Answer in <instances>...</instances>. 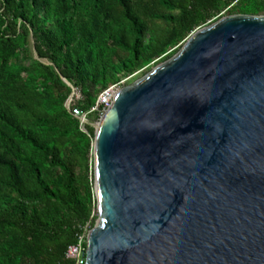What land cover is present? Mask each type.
I'll return each mask as SVG.
<instances>
[{
  "label": "water",
  "instance_id": "water-1",
  "mask_svg": "<svg viewBox=\"0 0 264 264\" xmlns=\"http://www.w3.org/2000/svg\"><path fill=\"white\" fill-rule=\"evenodd\" d=\"M91 125L83 264H264V15L196 29Z\"/></svg>",
  "mask_w": 264,
  "mask_h": 264
},
{
  "label": "trees",
  "instance_id": "trees-1",
  "mask_svg": "<svg viewBox=\"0 0 264 264\" xmlns=\"http://www.w3.org/2000/svg\"><path fill=\"white\" fill-rule=\"evenodd\" d=\"M223 10L261 15L264 0H0V264H77L66 253L80 235L85 260L99 115L83 130L62 78L87 111Z\"/></svg>",
  "mask_w": 264,
  "mask_h": 264
},
{
  "label": "built area",
  "instance_id": "built-area-1",
  "mask_svg": "<svg viewBox=\"0 0 264 264\" xmlns=\"http://www.w3.org/2000/svg\"><path fill=\"white\" fill-rule=\"evenodd\" d=\"M118 84H113L103 90L100 91V93L96 97V101L93 106L89 108L87 111H82L79 109L78 106H76V102L81 99V93L80 90L73 85H70L71 92L67 99L65 100V106L67 110L70 112V114L76 118L79 119L80 127L84 130V124L88 123V115L92 112H95L96 114H100V118L112 102V99L116 92L119 90L117 88ZM83 242V235H80L78 237V241L76 244H72L68 246L66 256L73 258L76 260L77 264H83V253L84 249L82 247Z\"/></svg>",
  "mask_w": 264,
  "mask_h": 264
},
{
  "label": "rangeland",
  "instance_id": "rangeland-1",
  "mask_svg": "<svg viewBox=\"0 0 264 264\" xmlns=\"http://www.w3.org/2000/svg\"><path fill=\"white\" fill-rule=\"evenodd\" d=\"M227 15V12L225 11V10H223V11H221L220 12V14L218 15V17L217 18H214V19H212L210 22H208V24L209 23H212V22H214L215 20H217V19H219L220 17H223V16H226ZM261 15H264V14H261ZM202 26H204V25H202ZM201 27V26H200ZM199 28V27H198ZM192 33V32H191ZM190 33V34H191ZM189 34V35H190ZM30 50H31V54L33 55V57H34V50H33V47H32V44L30 45ZM156 64H158L157 62H152V63H150L149 65H147L146 66V69H148V71L150 70V69H152ZM145 70V69H144ZM147 71V72H148ZM143 72V71H142ZM145 74V73H144ZM143 74V75H144ZM135 79H137V76H136V78H131V77H129L128 79H124L123 81H120L119 83H118V85L116 86L117 88H121V87H123V86H125V85H127V83H130V82H132L133 80H135ZM100 115H101V112H100V114H99V118L97 119V120H95V121H92V123H94V122H98L99 120H100ZM91 119V117L89 118V121H91L90 120ZM96 219H97V213H96ZM96 221V220H95Z\"/></svg>",
  "mask_w": 264,
  "mask_h": 264
}]
</instances>
